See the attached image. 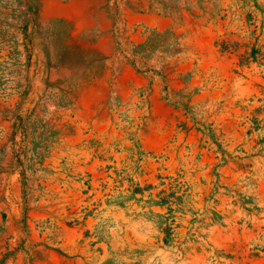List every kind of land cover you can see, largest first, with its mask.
Listing matches in <instances>:
<instances>
[{"label":"rangeland","instance_id":"1","mask_svg":"<svg viewBox=\"0 0 264 264\" xmlns=\"http://www.w3.org/2000/svg\"><path fill=\"white\" fill-rule=\"evenodd\" d=\"M0 264H264V0H0Z\"/></svg>","mask_w":264,"mask_h":264}]
</instances>
